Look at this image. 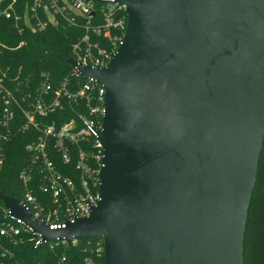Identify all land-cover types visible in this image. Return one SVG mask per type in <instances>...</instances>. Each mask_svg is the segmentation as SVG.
Returning a JSON list of instances; mask_svg holds the SVG:
<instances>
[{
  "label": "water",
  "instance_id": "obj_1",
  "mask_svg": "<svg viewBox=\"0 0 264 264\" xmlns=\"http://www.w3.org/2000/svg\"><path fill=\"white\" fill-rule=\"evenodd\" d=\"M125 29L105 66L99 199L43 241L101 237L104 264H243L264 136V0H117ZM69 65L74 61L67 59Z\"/></svg>",
  "mask_w": 264,
  "mask_h": 264
},
{
  "label": "built area",
  "instance_id": "obj_2",
  "mask_svg": "<svg viewBox=\"0 0 264 264\" xmlns=\"http://www.w3.org/2000/svg\"><path fill=\"white\" fill-rule=\"evenodd\" d=\"M1 18L11 21L19 35L25 30L33 33L49 25L73 27L79 32L69 46V58L75 64H68L67 74L55 84L50 81V74L43 72L39 83L32 89L30 84L20 91L11 89L6 84V70L0 68V128L4 131L0 139H6L14 129L39 131L36 140L27 142L24 149L31 163L37 164L40 174L38 189L50 196L48 205L41 204L25 188L19 201L33 219L43 222L50 229L62 227L65 220L88 215L90 207L99 199L101 146L97 132L103 112L104 89L93 79L83 78L78 66L100 67L107 64L124 33L125 6L117 0H0ZM23 43L20 40L15 47ZM66 105L72 107V117L58 125L40 126V118L64 109ZM16 110L23 118L22 123L15 124ZM70 145L76 147L74 169L78 172L77 184L69 176L61 174L48 151L53 148L61 162L67 163L72 158ZM2 160L0 146V164ZM19 177L25 186L29 178L26 170L21 171ZM22 231L30 234L33 248L52 242L41 240L38 233L19 218L11 216L3 207L0 247L2 239L15 243ZM76 240L72 238L69 243ZM58 241L66 243L63 239L53 242ZM86 247L89 255L84 258L85 264H104L100 236L88 240Z\"/></svg>",
  "mask_w": 264,
  "mask_h": 264
},
{
  "label": "trees",
  "instance_id": "obj_3",
  "mask_svg": "<svg viewBox=\"0 0 264 264\" xmlns=\"http://www.w3.org/2000/svg\"><path fill=\"white\" fill-rule=\"evenodd\" d=\"M73 27L47 26L45 29L17 34L12 22L0 19V68L6 70V84L9 88L26 89L35 87L41 73H49L50 81L55 84L67 74L69 65L70 43L78 35ZM23 40V44L15 47ZM78 79V78H76ZM73 116L72 107L49 113L39 119L40 126L54 123L61 124ZM23 118L15 111V124L22 123ZM4 133L0 128V136ZM39 131L29 128L23 131L11 130L6 139H0L3 160L0 164V194L20 200L25 188L36 197L38 202L49 204L50 196L38 189L40 174L37 164L31 163L24 145L36 140ZM87 146V145H84ZM50 159L62 175L69 176L77 184L78 172L74 169L76 147L70 145L72 158L63 163L59 154L49 148ZM29 169V171H28ZM26 170L27 183L23 184L19 173ZM2 201L0 199V221L2 219ZM96 237L77 239L75 243L49 242L32 247L30 234L22 231L16 242L1 240L0 264H85L89 255L86 247L88 240ZM3 248L6 252L3 253ZM243 264H264V136L259 152L255 182L247 209L242 247ZM6 253V254H5ZM102 262V259L100 260Z\"/></svg>",
  "mask_w": 264,
  "mask_h": 264
}]
</instances>
